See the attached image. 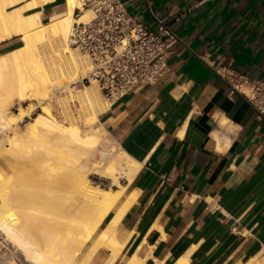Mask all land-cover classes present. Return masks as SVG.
Instances as JSON below:
<instances>
[{
  "label": "crops",
  "instance_id": "obj_1",
  "mask_svg": "<svg viewBox=\"0 0 264 264\" xmlns=\"http://www.w3.org/2000/svg\"><path fill=\"white\" fill-rule=\"evenodd\" d=\"M123 1L151 30L168 18L179 41L158 82L99 116L100 162L109 159L99 158L105 145L142 164L128 190L139 194L119 225L127 243L116 264L134 253L145 264L180 254L188 264L264 258V116L224 78L264 82V0ZM63 12L58 0L44 15Z\"/></svg>",
  "mask_w": 264,
  "mask_h": 264
},
{
  "label": "bare ground",
  "instance_id": "obj_2",
  "mask_svg": "<svg viewBox=\"0 0 264 264\" xmlns=\"http://www.w3.org/2000/svg\"><path fill=\"white\" fill-rule=\"evenodd\" d=\"M57 1L0 0V44L14 37L20 40L18 46L0 54V97L5 87H10L8 97L18 105L12 111L0 100V135H4L0 137V159L5 162L7 154H18L31 136L37 137V143L55 148L58 158L45 176L53 186L38 188L34 196L40 207L48 208L38 210L39 215L56 221L64 233L73 231L65 235L63 231L55 232L51 237L46 231H31L17 216V210L6 207L0 196V235L7 245L19 250L28 264H73L83 250L84 258L77 264H86L102 251L108 254L103 264H116L127 243L119 237V225L139 194L138 189L130 193L128 190L142 164L123 150L116 152L115 148L103 145L99 158L109 159L105 163H93L90 173L97 169L103 178L111 181L112 186L108 187L93 184L89 173L80 167L104 140L99 116L109 110L112 102L103 96L94 80L83 84L81 89L71 87L79 78L89 75L91 64L88 56L72 45L70 36L76 25L88 22L93 13L82 6L81 0H62L64 12L47 19L46 7ZM77 9L80 14L75 16ZM10 75L12 80L7 77L3 84V79ZM236 86L246 96H252L242 83ZM54 91H68L69 95L56 97ZM53 97L57 98L64 121L54 116L51 104L46 102ZM31 101L40 107L33 115ZM77 103L80 108L74 113L71 104ZM228 122L222 117L223 127ZM47 164L43 161L41 166ZM76 196L79 202L70 205ZM12 258L5 262L7 259L3 261L2 257L0 264H18L17 258L15 261ZM146 260L147 257L134 253L124 264H145ZM188 263V254H180L171 261H154V264ZM242 264H264V258L253 257Z\"/></svg>",
  "mask_w": 264,
  "mask_h": 264
},
{
  "label": "built area",
  "instance_id": "obj_3",
  "mask_svg": "<svg viewBox=\"0 0 264 264\" xmlns=\"http://www.w3.org/2000/svg\"><path fill=\"white\" fill-rule=\"evenodd\" d=\"M81 3L93 16L76 25L70 36L72 45L85 53L91 64L89 75L79 83L94 80L103 96L114 102L137 87L158 82L169 68L172 44L179 41L168 18L156 19V29L151 30L128 12L123 0H81ZM79 14L75 10V16ZM224 78L232 92L245 97L264 116V82L229 72ZM238 83L248 87L252 96L243 94L236 86Z\"/></svg>",
  "mask_w": 264,
  "mask_h": 264
},
{
  "label": "rangeland",
  "instance_id": "obj_4",
  "mask_svg": "<svg viewBox=\"0 0 264 264\" xmlns=\"http://www.w3.org/2000/svg\"><path fill=\"white\" fill-rule=\"evenodd\" d=\"M8 43L9 44L11 43V45L6 47L4 50H1L0 54L6 51H9L10 49L18 46L20 44V40L18 37H14L13 39H10ZM7 77L11 79V75L6 76L3 79V84H4V81H6ZM12 78L15 79V74L12 75ZM79 80L80 78L77 80L75 84H72L71 87H76L77 89H81L83 86L81 83H79ZM2 92L3 94L0 97V100L4 102L5 104L9 105L10 110L15 111L18 105L16 104L17 101L13 102L8 97L9 92H10V87L8 88L6 86L5 90H3ZM54 93H55L54 96L56 97L69 95L68 91H59V92L54 91ZM46 102H49L51 104V108H52V112L54 116L59 121H64V116L59 107V103L57 102V98L53 97L52 99L47 100ZM26 104L27 102H22V105H26ZM29 105L34 110L32 115L35 114L37 111H40V107L38 106L37 102L31 101ZM71 105H72V110L74 111V113L76 112L77 109L80 108V105L78 103L71 104ZM28 120H30V118H28ZM79 124L80 126L84 127L83 123H79ZM3 136H4L3 134L0 135V137H3ZM36 139L37 137L35 136L26 138L25 143L27 146L23 148L22 151H20L16 155L7 154L5 162L0 159V164H1L0 165V196H1V199L7 203L6 207L17 210V216L23 219V221L26 223L29 230L31 231L41 230L42 232L46 231V233L49 234V236L51 237L52 233L63 231V229H61L59 225L57 226L56 221H54L53 219H49V218L39 215L38 210L47 211L48 208L46 206L40 207L37 202V198L34 196V194L37 191H39L38 188L44 187L45 185H47V187L52 188L53 185L50 184L46 180L45 176L46 174H48L47 172L48 168L53 165V161L58 158L59 153L55 148L51 146L37 143L35 141ZM97 154H98L97 151L91 152L89 155V158L83 160L80 167H84L85 171L89 173L88 177L93 184H99L100 186H103V187L112 186L110 180L104 179L100 175L96 174L97 169L92 170L93 172L90 173L92 166H93V162L102 163L100 162V159H98ZM43 161H47L48 166L44 165L42 167L41 163ZM40 179H43L44 181ZM120 180H121V183L124 184V180L123 179H120ZM75 202H79V197L77 196L74 197L70 205ZM71 211L72 210H69V212ZM72 231H66V232H72ZM66 232L64 233L63 231V234L65 235ZM0 237H1L0 254L2 253L0 255L1 260L4 259L3 261H5L7 259L5 261L7 262L11 260L10 258H12L15 255V257H13L12 259L15 261L17 258V260H19V261L16 260L18 264H21V262L22 264L23 263L28 264L23 259L18 249H16L15 247L13 249L12 245H10L9 243L7 245L4 239H2L1 235ZM9 246L13 249V251ZM87 246L88 245H85V248H87ZM15 249L16 251H14ZM3 252H4V255L6 254V256L3 255ZM11 253L12 254L14 253V255H12ZM7 254H9L8 255L9 258L7 257ZM18 254L20 255L19 258H18L19 256ZM84 254L85 252L83 250L81 254V256L83 255V257L80 256L81 259L84 258ZM107 256H108L107 252L102 251L96 254L88 262H86V264H102L103 260L107 259ZM80 258H78L73 264H77L78 261L81 260Z\"/></svg>",
  "mask_w": 264,
  "mask_h": 264
}]
</instances>
